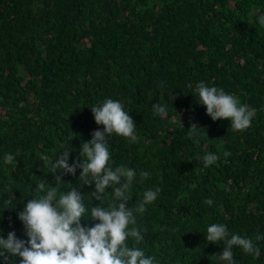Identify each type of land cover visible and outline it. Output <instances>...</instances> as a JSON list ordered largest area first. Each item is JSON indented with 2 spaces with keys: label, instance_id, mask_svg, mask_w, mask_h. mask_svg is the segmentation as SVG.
<instances>
[{
  "label": "trees",
  "instance_id": "1",
  "mask_svg": "<svg viewBox=\"0 0 264 264\" xmlns=\"http://www.w3.org/2000/svg\"><path fill=\"white\" fill-rule=\"evenodd\" d=\"M0 264H264V0H0Z\"/></svg>",
  "mask_w": 264,
  "mask_h": 264
}]
</instances>
